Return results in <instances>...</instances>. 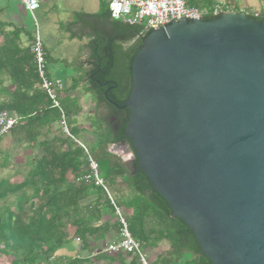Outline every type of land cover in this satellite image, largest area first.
<instances>
[{
  "label": "water",
  "instance_id": "1",
  "mask_svg": "<svg viewBox=\"0 0 264 264\" xmlns=\"http://www.w3.org/2000/svg\"><path fill=\"white\" fill-rule=\"evenodd\" d=\"M163 26L140 39L129 97L113 104L129 112L130 175L212 264H264V25L224 13Z\"/></svg>",
  "mask_w": 264,
  "mask_h": 264
},
{
  "label": "trees",
  "instance_id": "2",
  "mask_svg": "<svg viewBox=\"0 0 264 264\" xmlns=\"http://www.w3.org/2000/svg\"><path fill=\"white\" fill-rule=\"evenodd\" d=\"M210 3L211 0H189L188 5L201 9L208 8ZM249 17L264 25V11L256 17ZM213 19L208 17L203 21ZM95 22L100 27L111 24L116 36L130 33L125 42L137 38L135 43L126 48L118 46L127 65V78L122 76L125 81L122 85L123 79L114 77L118 80L119 94L108 93L107 97L120 106L131 91V61L141 45L140 39L149 32L142 33L139 26L111 20L108 8L102 1L98 13H74L72 24L93 29ZM4 28L0 22V112L13 115L16 125L8 135L0 139L1 142L8 137L12 143L10 148L4 150L6 158L0 159V172L8 166L12 167L7 156L18 153L19 149L30 151L25 164L30 165V169L21 177L20 183L14 182L13 177L0 176V264H86L88 261L85 259L61 256L59 252L68 248L76 239L80 242L79 250L92 251L98 247V239L110 230L118 229L116 222L110 223L114 210L106 195H102V188L76 183V178L88 173L87 156L71 139L68 142L60 135L49 138L52 126L59 122V114L51 109L48 97L40 90L30 50H21L17 46L19 33L16 30L8 35ZM71 38H76V35L72 34ZM101 55V45L97 44L89 57L93 62L91 71L94 74L106 69L100 60ZM89 76L85 71L84 78ZM96 78L101 84L110 79L100 73ZM5 79L9 80L11 89L4 85ZM76 81L70 87L71 90L76 91L80 85V81ZM90 82L85 83V92L92 95L91 101L104 100L103 94L107 87L95 85L94 88ZM71 90L65 89L64 92L68 94ZM71 100L69 95H65L60 101L68 120L80 116L83 109L77 98ZM94 120L97 121L95 117ZM93 127L91 123L90 128ZM124 128L121 129L122 139ZM95 131L98 137L96 151L89 155L95 161L102 159L107 162L108 181L112 189L116 188L118 180L122 186L148 199V216L145 219L143 217L139 225L134 220L135 212L130 210V215L126 217L133 238L142 244L145 236H148V245L166 241L168 251L163 255L166 264H179L184 255L190 257V260L183 264H212L202 254L187 226L171 217L168 203L153 192L146 177L139 170L135 176L130 175L121 160L108 152V147L116 142L111 134L100 125L96 126ZM70 134L78 140L76 130ZM106 216L111 217L110 220H105ZM93 243L94 247L91 246ZM105 257L108 256L98 255L96 258ZM107 260L113 263V260ZM130 264H137V261L132 259Z\"/></svg>",
  "mask_w": 264,
  "mask_h": 264
},
{
  "label": "rangeland",
  "instance_id": "3",
  "mask_svg": "<svg viewBox=\"0 0 264 264\" xmlns=\"http://www.w3.org/2000/svg\"><path fill=\"white\" fill-rule=\"evenodd\" d=\"M100 1L107 6L109 0H44L40 1V8L34 12V17L29 13L22 15V20L24 25L32 32H39L40 38L43 42L44 48L49 55V63H47V71L51 79H59L64 84L66 89L71 90V84L68 81L79 80L81 86L77 91L71 90L70 92H63L59 95V100L61 101L65 95H69V100L77 98L79 104L84 108V116H74L67 122L68 130L73 134L74 130L78 133V140L86 147L90 155H93L96 151L95 143L98 140L96 135V126L98 121L94 120V108L90 103L87 105V101L84 97H88L85 92V78L84 72L87 67V62L89 61V49L86 43L91 36H94L95 31L98 33L100 29L110 31L108 24H103L102 27L96 26L94 24L93 29L81 28L79 26L73 25L74 13H90L95 14L99 12ZM233 3L236 10H245L249 13H257L264 10V0H226ZM18 4V3H17ZM19 5V4H18ZM35 18V21L34 19ZM70 29L72 33L78 38H71ZM80 38V39H79ZM123 48H126L128 43H121ZM63 60V61H62ZM67 62V64H65ZM65 64V65H64ZM70 83V82H69ZM71 97V98H70ZM83 97V98H82ZM91 123L95 126L90 128ZM51 135H60L63 139L68 140L66 135L63 133L62 126L58 123L52 126ZM41 140V137L39 138ZM43 139V138H42ZM70 142V140H68ZM11 140L6 137L0 142V159H5L6 154L4 150L10 148ZM14 147V145H13ZM111 146L108 147V150ZM29 155V153H28ZM26 154L19 149L18 153H12V155L7 156L10 165L7 169L0 172L1 177H13V181L16 183L21 182V177L26 175L30 169V165L25 166L24 169L18 167V162L24 156L27 158ZM92 157V156H91ZM92 159H94L92 157ZM95 160V159H94ZM27 161V160H25ZM96 163L98 165V176L103 180L108 192L113 199L115 205L118 207L120 212L124 217L130 215V210L135 212V223L139 225L148 216V199L144 196L136 194L130 189L122 186L120 181L116 180V188L112 189L109 185V170L108 164L105 160L97 159ZM104 192H102L103 195ZM104 193V197H105ZM129 208V209H127ZM127 209V210H126ZM110 220V219H109ZM112 221V222H111ZM110 223L115 222V215L112 216ZM128 222V221H127ZM113 230H110L105 236L97 241V246L92 253H96V250L102 248L101 243L105 245L112 243ZM80 242L74 241L76 248L79 247ZM164 244L168 245L166 241ZM95 258L94 256L91 259ZM105 263V262H103Z\"/></svg>",
  "mask_w": 264,
  "mask_h": 264
},
{
  "label": "built area",
  "instance_id": "4",
  "mask_svg": "<svg viewBox=\"0 0 264 264\" xmlns=\"http://www.w3.org/2000/svg\"><path fill=\"white\" fill-rule=\"evenodd\" d=\"M11 3H18L23 9L34 17V12L40 8V0H7ZM189 0H109L107 8L109 17L113 21H120L129 26H139L142 33L150 32L152 29L164 28L163 24L169 22H179V19H189L194 21L204 18H216L224 13H243L249 16H257L259 13H249L245 10H236L233 3L226 0H211L208 8H196L188 5ZM35 21V18H33ZM36 22V21H35ZM32 35L30 51L33 56L36 74L39 80L40 90L45 93L51 103V109H55L59 114V124L63 133L68 139L79 146L88 159V173L76 178V183L94 185L103 189L107 200L110 202L117 223V240L102 246L93 253L98 255L113 256L118 254L135 258L139 264H149V260L144 252L141 243L136 241L130 233L126 217L120 212L111 198L108 189L102 179L98 176V165L89 155L86 147L75 139L67 128L68 119L59 100V95L64 92L65 87L61 80L51 79L47 71L46 53L43 42L37 31ZM16 119L7 112H0V139L9 134L15 127ZM79 242V239H76Z\"/></svg>",
  "mask_w": 264,
  "mask_h": 264
},
{
  "label": "flooded vegetation",
  "instance_id": "5",
  "mask_svg": "<svg viewBox=\"0 0 264 264\" xmlns=\"http://www.w3.org/2000/svg\"><path fill=\"white\" fill-rule=\"evenodd\" d=\"M129 34L130 33H124L123 35L116 36L112 29H110V31H106L102 28L99 30V32L95 36L88 39L86 46L90 51L89 53V57H90L96 45L97 44L101 45L102 55H101L100 60H102V62L105 64L106 69L103 71L99 70L97 74L100 73L103 77L106 76L110 78L108 81H106V83H109V84L107 86H102V87H107L106 90L112 87L113 85H115L114 87H112L110 90L106 92V97H104V94H103L104 100L90 101L91 102L90 104L93 105V108H94V113H95L94 117L99 122L100 127L103 130H106L107 132H109L111 134V137L116 140V142L111 144L110 146L112 145L118 146L116 149L118 151L119 157L117 158L121 160V162L124 164L126 168H129L128 170L129 172H132L131 170L132 156L130 155L128 150L125 148L126 146L123 144L126 138L124 137L122 139L121 137V129L123 126L126 125V122L129 118V112L126 109L119 110L115 108L113 104H117V103H115L113 100L107 97L108 93H113L115 95L119 94L118 80H116L114 77L120 78L121 80L123 79L122 76L124 77L125 75V79L127 78V65L125 64V60L123 59V55H122L123 52H120L118 50V46L122 45L121 42H125ZM135 41H137V38H133L130 42H125V43L133 44L135 43ZM91 63L93 62L90 61V64H89L90 69L89 71H87V73H89L90 76L86 79V82L91 81L90 83H92L94 88H95V85H98V86L104 85L100 83L98 78H96L97 74L92 73ZM97 81L101 85L97 84L96 83ZM121 82L123 85L125 83L124 79ZM88 96L90 97V99L92 98L91 94H88Z\"/></svg>",
  "mask_w": 264,
  "mask_h": 264
},
{
  "label": "crops",
  "instance_id": "6",
  "mask_svg": "<svg viewBox=\"0 0 264 264\" xmlns=\"http://www.w3.org/2000/svg\"><path fill=\"white\" fill-rule=\"evenodd\" d=\"M40 1L42 2L44 0H40ZM263 11L264 10H261L257 13H260ZM26 13L27 12L23 9V7L21 5H18L17 3L8 2L7 0H0V22L2 23V25L5 26L4 32H5V34L9 35V33L11 31L16 30L19 33L18 38L16 39V44L21 50H24V49L30 50L31 42H32V35H33V33L24 25V22L22 20L23 19L22 15H24ZM88 14H90V13H88ZM94 24L96 26H98L97 22H95ZM108 25L112 29V25L111 24H108ZM77 26L80 27V24H78ZM95 33L97 34L96 31H95ZM70 34L71 35L73 34L71 29H70ZM96 34H94V35H96ZM76 37L78 38V36H76ZM91 37H93V36H91ZM1 38H2V36H1ZM29 53H30V55H32L31 51H29ZM45 53H46V61H47V63H49V55L47 54L46 50H45ZM19 56H21V55L19 54ZM65 64H67V62ZM86 64H87V67H84L85 68L84 70L87 72L90 69V65H89L90 61L87 62ZM76 82H77L76 80H72V81L70 80L67 83L71 84V86H72ZM85 83H87V82H85ZM4 85L8 86V88L11 89V86L9 85L8 79H5ZM80 87L81 86H78L76 88V91ZM65 89H66V87H65ZM84 98L87 101V105H88L91 101L90 97L88 96V97H84ZM83 114H84V108L82 109V113L80 114V116L83 117L84 116ZM11 116H13V115H11ZM28 153L30 154V151H23V154L28 155ZM113 155L116 157H119L118 154H113ZM25 160H26V158L23 156L22 159L18 162V167L24 169L25 164H26ZM110 218L111 217L106 216L105 220H109ZM113 233H116L113 236V241H112V242H115L117 240V231H113ZM147 235H148V233H147ZM91 242L96 243L95 241H91ZM94 243L91 244L92 247H94ZM109 243H111V242H109ZM142 244H143L144 252H145V254L149 260V264H166L165 259L163 258V255L168 251V245L164 244V241L156 242L155 244L148 245V236H145V240H144V242H142ZM101 245L104 246L105 244L101 243L100 246ZM96 251L98 252L99 250H96ZM92 254H93L92 251L79 250L78 248L75 247L74 242L68 248L62 249L59 252V255H61V256L78 257L81 259H85L86 261H88L86 264H110L109 260H107V259L113 260L112 264H130L131 260L135 259L133 257L123 255V254L108 256L107 258L105 257L106 259L105 258L97 259L96 258L97 256L95 258L91 259ZM189 260H190V257H188L187 255H184L181 258V260L179 261V264L187 263ZM103 262H105V263H103ZM137 264H139L138 261H137Z\"/></svg>",
  "mask_w": 264,
  "mask_h": 264
}]
</instances>
